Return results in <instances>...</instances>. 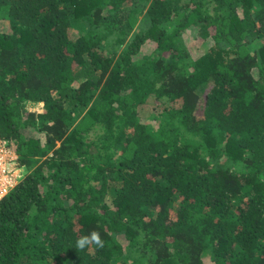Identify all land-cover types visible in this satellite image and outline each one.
Here are the masks:
<instances>
[{
	"label": "trees",
	"instance_id": "16d2710c",
	"mask_svg": "<svg viewBox=\"0 0 264 264\" xmlns=\"http://www.w3.org/2000/svg\"><path fill=\"white\" fill-rule=\"evenodd\" d=\"M2 20L0 137L32 171L0 199V264H264V0H0ZM190 36L212 39L195 59Z\"/></svg>",
	"mask_w": 264,
	"mask_h": 264
},
{
	"label": "rangeland",
	"instance_id": "374dc122",
	"mask_svg": "<svg viewBox=\"0 0 264 264\" xmlns=\"http://www.w3.org/2000/svg\"><path fill=\"white\" fill-rule=\"evenodd\" d=\"M7 26V22L6 21H0V29H5ZM76 30L75 29H71V33H75ZM210 32H213V29L210 30ZM190 39H194V40H191L189 41V43L187 44V47L189 46L190 49H189V52H190V56L195 59L197 57H199L212 43V39L210 37H208V39H204V38H197L195 36H190L188 37ZM197 38V39H195ZM189 39V40H190ZM145 49V48H143ZM153 102H148L144 105V108H142V111L144 110L145 112H143L141 115H140V119L142 122H146L147 124H151L153 125L154 127H156V121L152 118V115L151 113L153 111H151V109H153ZM38 109L40 111H42V107L41 106H38ZM150 109V111H149ZM58 145V143H57ZM11 148V147H10ZM12 149V148H11ZM13 150V149H12ZM42 160L39 158L38 159V163H40ZM32 171V168H30V170H26L25 167H23L22 165H20V161L18 159V156H17V159L16 161L14 162V169H13V174L16 175L15 177V181L17 182V184L26 176V174H28L29 172ZM110 197V196H109ZM204 259V262L205 263H209V258L208 256H205L203 257Z\"/></svg>",
	"mask_w": 264,
	"mask_h": 264
},
{
	"label": "built area",
	"instance_id": "2783aa9c",
	"mask_svg": "<svg viewBox=\"0 0 264 264\" xmlns=\"http://www.w3.org/2000/svg\"><path fill=\"white\" fill-rule=\"evenodd\" d=\"M17 155L10 148L9 141L0 137V199L17 185L13 174Z\"/></svg>",
	"mask_w": 264,
	"mask_h": 264
},
{
	"label": "clouds",
	"instance_id": "9594fccd",
	"mask_svg": "<svg viewBox=\"0 0 264 264\" xmlns=\"http://www.w3.org/2000/svg\"><path fill=\"white\" fill-rule=\"evenodd\" d=\"M91 245H95L98 249H102L105 246V241L95 229L91 230L86 235L80 236L75 242V247L81 251Z\"/></svg>",
	"mask_w": 264,
	"mask_h": 264
}]
</instances>
